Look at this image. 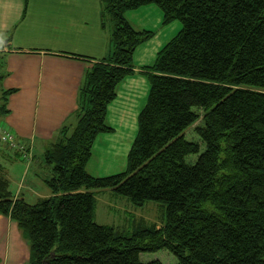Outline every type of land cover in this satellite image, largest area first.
I'll use <instances>...</instances> for the list:
<instances>
[{
  "label": "trees",
  "instance_id": "1",
  "mask_svg": "<svg viewBox=\"0 0 264 264\" xmlns=\"http://www.w3.org/2000/svg\"><path fill=\"white\" fill-rule=\"evenodd\" d=\"M103 5L114 25L112 53L85 73L77 122L44 155L51 196L34 204L16 197L0 164V216L28 244L26 264H144L140 255L160 251L176 264H264V0ZM150 5L181 30L145 67L150 89L125 170L95 178L87 167L98 136L113 132L108 106L153 36L136 32L125 14ZM198 122L201 154L185 138ZM192 155L197 161L186 164ZM106 190L134 207L162 205L165 221L128 230L96 224L93 194Z\"/></svg>",
  "mask_w": 264,
  "mask_h": 264
},
{
  "label": "crops",
  "instance_id": "2",
  "mask_svg": "<svg viewBox=\"0 0 264 264\" xmlns=\"http://www.w3.org/2000/svg\"><path fill=\"white\" fill-rule=\"evenodd\" d=\"M84 9L87 16L97 18L98 27L90 28L87 22L83 23ZM125 18L136 32L157 34L159 46L151 50L148 57L145 50L138 55L147 44L140 46L134 53L133 74L116 88V98L108 106L106 115V125L113 132L98 136L96 141V144L99 142L104 146L102 151L106 157L94 161L93 153L99 150V146L94 145L90 165L88 164L96 178L119 174L125 170L126 160L122 163L118 160L122 154L128 155L136 138L138 116L145 106L150 89L145 67L155 61L157 53L166 45L163 44L160 48L162 43L170 37L173 39L181 30L175 23L165 26L162 12L153 5L127 12ZM111 34V20L104 12L103 0L91 3H85V0H29L27 4L25 0H0V40L6 44V51H0V89L8 88L13 83V89H34V95L38 89L37 101H40L43 94L48 97L46 101H61L62 114L57 132L55 131V136L59 137L62 125L72 129L77 122L76 113L80 105V89L85 73L92 65L102 63L110 57ZM10 63L20 76H6ZM36 118L33 128L36 126ZM43 126L47 127L46 119H43ZM5 128L2 129L10 132ZM0 145L3 146L1 142ZM25 147L31 150L30 161L21 157L22 163H25L24 170H28L27 176L29 173L31 176L30 187L37 191V200L47 197L50 192H45L43 188H34L37 181L34 178H38V170L33 165L34 145ZM10 148H0V164L1 156L13 149ZM92 160L94 163H91ZM14 195L24 197L18 190ZM119 202L124 206H118ZM112 208L129 216L128 219L115 220L112 225L114 228L130 229L134 223L148 222L129 201L118 196L115 203L106 204L105 210L98 216L111 221L108 211ZM18 255L28 260V244L22 239L18 229L15 231L10 219L0 216V263L8 264L12 260L16 264L15 256Z\"/></svg>",
  "mask_w": 264,
  "mask_h": 264
},
{
  "label": "rangeland",
  "instance_id": "3",
  "mask_svg": "<svg viewBox=\"0 0 264 264\" xmlns=\"http://www.w3.org/2000/svg\"><path fill=\"white\" fill-rule=\"evenodd\" d=\"M92 1L99 2L100 0H85V3H91ZM87 7L88 6L86 4V8ZM91 11H92V6L90 5V12ZM83 12L85 16L83 23L87 22L90 28L98 27L97 18L87 16L85 14V9ZM94 19H96L95 23H94ZM174 23L176 25H179L181 29L180 23L178 22H174ZM111 25H112V33H113L114 25H113L112 20H111ZM157 37H158L157 34H154L150 39H148L145 42L147 44L146 48L143 50H140L138 52V55L139 53L145 50L147 51L146 57H148L149 52L155 49L157 46H159ZM170 39L171 37L165 40V43L163 42L160 48L163 46V44H167V42H169ZM9 75H10V78L14 76H20V73L15 72V69L12 63H10V68L9 70H7V73H6V76H9ZM33 78L34 76L32 75L31 79ZM13 88H15V86L12 83L8 86V88L0 89V131H4L2 128L6 127L5 130L10 131L9 133L12 136L13 143L16 146L14 150L10 148L12 149L11 151L8 150V153H4L1 156L2 157L1 165L7 175L8 180L10 181V187H11L13 194H15L16 190H18V192H21V194L24 195L25 200L29 204H34L38 197L37 191H35L34 189L32 190L30 187L29 180L31 176H30V173L27 176L28 170L26 171L24 170L25 163H22L23 160L21 157L26 159V161L28 160L30 161L31 160V154H30L31 150L29 148H26L25 146L27 145V146L33 147L34 145L35 161L33 165L34 167L36 166V169L38 170V178L37 177L34 178V180L35 179L37 180L35 181L34 188L37 190L38 188L39 189L43 188L45 192L46 191L50 192L44 183V180L48 179V176L50 175L49 174L50 171L47 168V165L45 164V161H44V155L51 145L58 142V139H57L58 136H55V131H56V128L58 127L61 114H62V107L60 104L61 101H46L48 97L45 96L44 94L41 96L40 101H37L36 98H37L38 89H36V93L34 95V89H17V88L13 89ZM9 91L12 94H6ZM35 117H37L36 126L35 128H33ZM43 119H46L47 127L43 126ZM198 126H200L199 122L185 133V138L189 142L198 143L200 145L199 154H201L204 152L205 146L201 142L198 135L194 132L195 127H198ZM64 127H69V126L62 125V128ZM96 143L97 142H95L94 145L95 147L96 145H98L99 150H95L93 153L94 161H96V159H103L106 157V155L102 151L104 149V146L101 145L99 142L98 144ZM4 145H6L7 147L8 144L7 143L3 144V146L0 145V148L5 149L6 147ZM19 147H24L21 150H25V155L21 153L20 149H18ZM17 152H19L20 155L17 154ZM26 155H30V157H27ZM7 156L10 158H8ZM126 156H127L126 153L122 154L118 161H120L121 163L122 161L125 162ZM198 156L199 155L188 156L185 159L186 164L188 165L195 164V162L198 159ZM94 161L92 160L91 163H94ZM27 167L29 166L27 165ZM124 168H125V164H124ZM87 172L91 176L93 177L95 176V173L94 171H92V168H90V166H88ZM23 173L24 175L22 176ZM21 176H22V179L20 180ZM31 192H33L35 195H33ZM50 196H51V193L47 197H50ZM117 196L120 197V199H123L124 201L125 200L129 201L127 198L116 195L109 190L95 192L93 194V197L95 199L94 221L96 224L100 226L112 227L115 220L121 221L123 219H128L129 216L119 211H114L113 208L108 211L110 217H112L110 219L111 221L105 220L103 217L98 216L99 213L105 210L106 204L115 203ZM47 197H43V198H47ZM39 199H42V198H39ZM118 204H119L118 206H124L121 202H119ZM133 208L134 209L136 208V210H138L139 215H142L143 218L146 221H148L147 223H152V224L157 225L165 221V209L160 204L148 202L142 207L133 206ZM12 224L16 231L17 230L16 226L14 225V223ZM126 234H131V233H126ZM15 259H16V264H26L28 261L27 258H23L19 255L15 256ZM140 261L144 264H147L153 261H159L161 264H176L177 263L176 259L166 251H160L155 254H142L140 255ZM8 264H15V263L11 260Z\"/></svg>",
  "mask_w": 264,
  "mask_h": 264
},
{
  "label": "built area",
  "instance_id": "4",
  "mask_svg": "<svg viewBox=\"0 0 264 264\" xmlns=\"http://www.w3.org/2000/svg\"><path fill=\"white\" fill-rule=\"evenodd\" d=\"M0 51H6V44L2 40H0ZM0 140L3 144H8L7 146H10L11 148H15V144L13 143V138L7 131H0ZM24 147H19L21 153L25 155V150H21ZM17 149V148H16ZM27 157H30V155H26Z\"/></svg>",
  "mask_w": 264,
  "mask_h": 264
}]
</instances>
